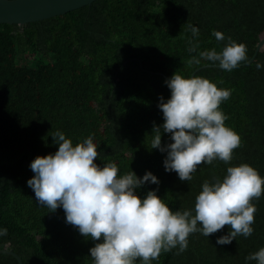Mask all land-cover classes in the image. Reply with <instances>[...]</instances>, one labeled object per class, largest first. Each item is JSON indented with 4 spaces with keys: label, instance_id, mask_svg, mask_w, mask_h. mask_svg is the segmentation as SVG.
Returning <instances> with one entry per match:
<instances>
[{
    "label": "trees",
    "instance_id": "1",
    "mask_svg": "<svg viewBox=\"0 0 264 264\" xmlns=\"http://www.w3.org/2000/svg\"><path fill=\"white\" fill-rule=\"evenodd\" d=\"M213 30L226 39L218 41ZM228 37L246 45L248 61L264 37V0H94L22 26L0 23V228L7 230L0 235V264H20L8 250L23 264H92L94 241L65 223L62 208L49 212L38 204L26 184L30 161L56 150L57 130L74 144L91 135L95 162L116 163L120 175L151 171L159 185L146 183L138 194L158 188L173 211L193 208L202 183L225 174L228 165L215 160L182 182L164 170L165 154L150 149L153 124L163 122L158 98L169 97L164 80L174 71L190 77L206 65L194 75L231 90L220 109L241 144L229 163H247L264 177V67L257 68L264 46L231 71L199 56L220 51ZM193 58L200 63H189ZM167 139L162 132V144ZM253 203L248 238L216 245L227 226L209 237L195 232L185 251L162 252L152 264H246L264 246V195Z\"/></svg>",
    "mask_w": 264,
    "mask_h": 264
},
{
    "label": "clouds",
    "instance_id": "2",
    "mask_svg": "<svg viewBox=\"0 0 264 264\" xmlns=\"http://www.w3.org/2000/svg\"><path fill=\"white\" fill-rule=\"evenodd\" d=\"M193 36L199 29L191 26ZM218 40L221 31L213 30ZM195 46L189 51H194ZM200 58L231 71L246 62L247 49L242 42L227 38L220 51L209 49ZM189 63H200L193 58ZM264 65L257 64V68ZM170 95L158 98L163 122L153 124L151 148L164 153L163 167L175 172L180 181H190L200 164L223 161L222 177L205 180L195 196L191 209L173 211L157 195L158 188L142 196L138 189L147 184L159 185L151 171L137 176L131 170L118 174V165H98L97 144L91 135L73 143L63 131L51 134L57 148L52 153L36 155L29 163L33 175L26 180L36 202L49 212L62 208L65 223L94 241L89 248L92 264H152L162 252L188 247L190 234L199 232L209 237L227 226L225 234L216 237V245L230 244L237 236L252 235L257 211L254 200L264 195V177L247 163L231 165L233 151L241 144L238 133L225 124L227 115L220 109L231 90L201 76L184 77L177 72L164 80ZM168 139L161 142V134ZM0 228V235L6 233ZM264 264V246L249 253L245 262Z\"/></svg>",
    "mask_w": 264,
    "mask_h": 264
},
{
    "label": "water",
    "instance_id": "3",
    "mask_svg": "<svg viewBox=\"0 0 264 264\" xmlns=\"http://www.w3.org/2000/svg\"><path fill=\"white\" fill-rule=\"evenodd\" d=\"M94 0H0V23L19 24L22 26L28 22L39 21L53 16L65 14L68 11L91 4ZM264 46V37L258 42L254 55L246 62H251L260 48ZM203 65L195 69L193 76ZM8 252L14 255L20 264H23L20 257L13 251Z\"/></svg>",
    "mask_w": 264,
    "mask_h": 264
}]
</instances>
